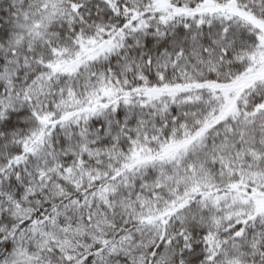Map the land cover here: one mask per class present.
<instances>
[{
    "label": "snow or ice",
    "instance_id": "6c2138e0",
    "mask_svg": "<svg viewBox=\"0 0 264 264\" xmlns=\"http://www.w3.org/2000/svg\"><path fill=\"white\" fill-rule=\"evenodd\" d=\"M0 264H264V0H0Z\"/></svg>",
    "mask_w": 264,
    "mask_h": 264
}]
</instances>
